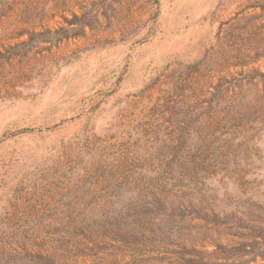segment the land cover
<instances>
[{
    "label": "rangeland",
    "instance_id": "1",
    "mask_svg": "<svg viewBox=\"0 0 264 264\" xmlns=\"http://www.w3.org/2000/svg\"><path fill=\"white\" fill-rule=\"evenodd\" d=\"M0 52V264H264V0H0Z\"/></svg>",
    "mask_w": 264,
    "mask_h": 264
},
{
    "label": "trees",
    "instance_id": "2",
    "mask_svg": "<svg viewBox=\"0 0 264 264\" xmlns=\"http://www.w3.org/2000/svg\"><path fill=\"white\" fill-rule=\"evenodd\" d=\"M74 17L78 18V15L74 14ZM69 31H70V28H64V27H61L59 30H55V31H52L51 29L48 30L46 33H48L49 35H52V34H61V37H67L69 34ZM31 39V38H30ZM29 39V40H30ZM29 42V41H27ZM26 43V42H25ZM14 47V46H13ZM13 47H11V49H14ZM9 53V52H8ZM0 55H2V52H0ZM145 231V230H144ZM145 238V236H144ZM184 251H179L178 253H189V255L191 256V259L192 260H188L189 262H195V261H199V262H202L205 258V251L204 250H200L196 247H191L190 249H187L186 247H184L183 249ZM175 252V251H173ZM172 252V253H173ZM177 253V252H176ZM44 256V255H42ZM46 258H52V256H50L49 254L45 255ZM184 259V258H182ZM208 259L205 260V262L207 261Z\"/></svg>",
    "mask_w": 264,
    "mask_h": 264
}]
</instances>
